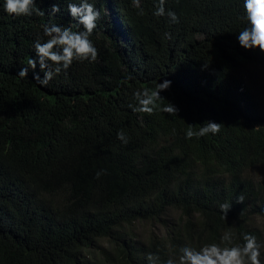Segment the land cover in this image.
Returning a JSON list of instances; mask_svg holds the SVG:
<instances>
[{
	"label": "trees",
	"instance_id": "16d2710c",
	"mask_svg": "<svg viewBox=\"0 0 264 264\" xmlns=\"http://www.w3.org/2000/svg\"><path fill=\"white\" fill-rule=\"evenodd\" d=\"M35 2L43 14L15 16L0 0V264L164 262L227 230L264 245V179L252 174L264 167V108L245 75L264 52L238 42L243 0H165L163 16L160 0H140L143 14L132 0H89L98 58L46 87L38 62L18 72L48 39L44 25L83 30L67 10L80 0ZM165 79L158 103L177 115L134 112V93ZM206 120L220 132L186 138Z\"/></svg>",
	"mask_w": 264,
	"mask_h": 264
},
{
	"label": "clouds",
	"instance_id": "9594fccd",
	"mask_svg": "<svg viewBox=\"0 0 264 264\" xmlns=\"http://www.w3.org/2000/svg\"><path fill=\"white\" fill-rule=\"evenodd\" d=\"M132 2L134 7L140 9V14H143L140 0H132ZM164 3L165 0H160L154 15H165ZM35 4V0H4V11L15 16H31L34 12L43 14L35 7ZM243 8L248 26L238 33V42L245 49L256 48L264 52V0H243ZM67 10L83 30L73 31L70 27L57 24L44 25L43 34L48 39L43 42L39 39L35 41L36 58L29 59L28 65L20 68L18 75L21 78L27 77L30 69L35 70L38 62L44 76L41 79L40 75L34 72V79L46 87L54 76L60 74L61 71L66 72L74 61L95 62L97 60L98 49L90 37L101 17L100 11L89 0H80L79 3L70 2ZM59 11V6L53 4L50 14H56ZM167 15L173 22L179 21L175 12L170 11ZM52 65L55 67L53 68ZM171 84V80L165 79L162 83L158 82L154 89L138 90L134 93L137 105L129 106L134 112L148 115H152L157 110L170 116L177 115L179 109L172 102L167 105L158 103L162 98L161 92L168 90ZM220 130L221 123L206 120V123H203L197 131H187L186 138L216 135ZM117 137L127 143L122 132L118 133ZM100 175L101 172H98L97 178ZM236 201L242 203L244 197L238 196ZM231 207L232 205L227 202L220 205L221 213L225 218ZM262 247L264 245H261L252 233L245 232L237 237L236 233L227 230L220 236L219 243L204 244L199 248L190 245L181 247L175 259L169 258L161 262L160 257L154 253H149L146 259L148 264H262Z\"/></svg>",
	"mask_w": 264,
	"mask_h": 264
},
{
	"label": "rangeland",
	"instance_id": "374dc122",
	"mask_svg": "<svg viewBox=\"0 0 264 264\" xmlns=\"http://www.w3.org/2000/svg\"><path fill=\"white\" fill-rule=\"evenodd\" d=\"M245 75L249 83L253 86L254 91L258 95L261 104L264 108V68H254L251 70L248 69ZM252 174L255 176L256 179H264V167L255 168L254 170H252ZM261 222V218L257 217L256 223L260 224ZM143 227L145 228H142L141 231H143L144 229H149L150 226L145 225Z\"/></svg>",
	"mask_w": 264,
	"mask_h": 264
}]
</instances>
